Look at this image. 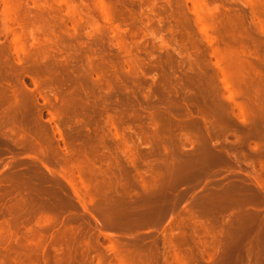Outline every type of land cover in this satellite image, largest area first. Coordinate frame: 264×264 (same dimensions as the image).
Wrapping results in <instances>:
<instances>
[{"label": "rangeland", "instance_id": "1", "mask_svg": "<svg viewBox=\"0 0 264 264\" xmlns=\"http://www.w3.org/2000/svg\"><path fill=\"white\" fill-rule=\"evenodd\" d=\"M0 264H264V0H0Z\"/></svg>", "mask_w": 264, "mask_h": 264}]
</instances>
